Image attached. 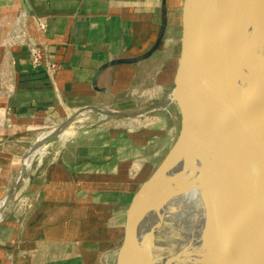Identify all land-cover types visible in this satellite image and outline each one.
<instances>
[{
    "label": "crops",
    "instance_id": "crops-1",
    "mask_svg": "<svg viewBox=\"0 0 264 264\" xmlns=\"http://www.w3.org/2000/svg\"><path fill=\"white\" fill-rule=\"evenodd\" d=\"M164 2L166 28L154 53L97 75L104 64L139 57L154 45ZM180 5L181 0H0V264H105L113 253L112 262L137 191L121 223V206L100 208V168L114 158L105 157L98 143L70 139L57 146L49 141L28 157L23 172L22 159L40 134L80 108L128 110L120 107L129 105L126 95L138 82L142 90L147 82L145 89H151L168 56L173 79ZM20 11L45 21L38 38L60 64L53 79L31 68L26 50L4 45Z\"/></svg>",
    "mask_w": 264,
    "mask_h": 264
},
{
    "label": "water",
    "instance_id": "water-1",
    "mask_svg": "<svg viewBox=\"0 0 264 264\" xmlns=\"http://www.w3.org/2000/svg\"><path fill=\"white\" fill-rule=\"evenodd\" d=\"M165 28L164 2L161 31L154 45L139 57L104 64L97 75L116 64L150 57ZM175 32L172 87L164 99L133 110L78 109L43 132L47 133L43 139L32 142L23 156L21 172L28 157L52 137L66 134L77 116L98 112L141 118L174 107L177 136L132 196L111 264H122L130 246L136 245L132 239L135 206L157 178L162 184L155 206L197 191L200 219L196 216L199 221L191 236L214 264H264V0H181ZM247 60L249 69L243 67ZM8 200L10 196L1 204ZM173 235L166 238L162 257L152 260L156 233L149 231L140 241L142 264H177L183 256L192 261L194 249L181 253L174 242L179 235Z\"/></svg>",
    "mask_w": 264,
    "mask_h": 264
},
{
    "label": "rangeland",
    "instance_id": "rangeland-1",
    "mask_svg": "<svg viewBox=\"0 0 264 264\" xmlns=\"http://www.w3.org/2000/svg\"><path fill=\"white\" fill-rule=\"evenodd\" d=\"M166 49L165 55L168 56L170 49L168 47ZM168 58V66L161 73L158 70L155 73L152 79L154 86L149 90L145 89L147 82L142 90L138 82V85L126 95V98L131 100L129 105L120 107L128 110L144 108L151 103H156L158 98L170 90L172 71L170 56ZM157 82H163L165 85L158 88L155 85ZM177 125L178 115L174 107L141 118L105 116L98 112H89L85 116H77L71 122L66 134L54 136L50 141L56 142L55 146L65 142L66 139L67 141L71 139L76 144L86 141L98 143L105 157L110 155L114 158L110 165L106 164L104 168H100V208L107 212L121 206L118 210L121 223L128 199L151 175L154 163L159 162L162 154L174 142L177 136ZM48 130L50 129L46 131ZM106 151L109 153L106 154ZM160 187L161 185L157 187L154 185L148 196L157 197ZM155 207L152 200V206L148 207L146 212V215H149L147 219L151 217V208ZM141 224H137L138 229H141ZM114 245L111 247H115ZM112 257L113 253H110L103 262L110 264Z\"/></svg>",
    "mask_w": 264,
    "mask_h": 264
},
{
    "label": "bare ground",
    "instance_id": "bare-ground-1",
    "mask_svg": "<svg viewBox=\"0 0 264 264\" xmlns=\"http://www.w3.org/2000/svg\"><path fill=\"white\" fill-rule=\"evenodd\" d=\"M251 9H256V6H252ZM250 65L251 64L248 63L247 60L244 61L243 67L245 69H249L251 68ZM46 135L47 133L40 135L42 136L40 140ZM161 184V178L155 179L152 184L142 193L141 197L136 203L132 225V239L133 242L135 241L136 245L133 249H131L130 246L122 264H142L143 260H141V258H145L141 254L140 241L151 230L156 233V242L152 250V260H157V258H160V256L163 255L162 253L165 247L166 238L169 235L174 236L173 234L177 233L179 235V239L176 238L174 242H176V247L181 251V253L185 251V248H187L188 251L194 249L192 254L193 257L191 258L192 261H189L187 256H183L177 260V264H214L204 247L198 244L191 236V232L193 230L192 228L200 219V215H198L200 199L197 204L196 198L198 193L196 190H191L186 194L181 195L180 198L169 201L165 205H156L155 208H151V217L147 219L149 215H146V212L148 211V207L152 206V200H154V203H156V200L160 198V194H158L157 197L152 195L148 196V194L154 185L157 187V185ZM148 197L150 199H148ZM147 200L150 201L148 202ZM194 211L196 212L195 214ZM196 216H198L199 219H196ZM162 220H164L163 223ZM192 220H194V224H192ZM140 223H142V226L141 229H138L137 224Z\"/></svg>",
    "mask_w": 264,
    "mask_h": 264
},
{
    "label": "built area",
    "instance_id": "built-area-1",
    "mask_svg": "<svg viewBox=\"0 0 264 264\" xmlns=\"http://www.w3.org/2000/svg\"><path fill=\"white\" fill-rule=\"evenodd\" d=\"M45 29L46 24L43 19L31 17L20 11L12 28L4 38V45L7 48L26 50L27 60L31 68H41L48 77L53 79L60 69V64L54 55L48 51L47 43L38 38L45 32ZM36 152H40V149ZM8 259L10 260V258Z\"/></svg>",
    "mask_w": 264,
    "mask_h": 264
},
{
    "label": "trees",
    "instance_id": "trees-1",
    "mask_svg": "<svg viewBox=\"0 0 264 264\" xmlns=\"http://www.w3.org/2000/svg\"><path fill=\"white\" fill-rule=\"evenodd\" d=\"M165 156V154H162V156H161V158H160V160L159 161H161L162 159H163V157ZM159 163V162H158ZM157 163V164H158ZM157 164H155V166H157Z\"/></svg>",
    "mask_w": 264,
    "mask_h": 264
}]
</instances>
